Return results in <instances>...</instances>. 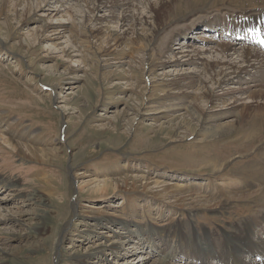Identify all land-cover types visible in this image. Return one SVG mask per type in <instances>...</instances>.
<instances>
[{"label": "rangeland", "instance_id": "374dc122", "mask_svg": "<svg viewBox=\"0 0 264 264\" xmlns=\"http://www.w3.org/2000/svg\"><path fill=\"white\" fill-rule=\"evenodd\" d=\"M43 2L0 0V264H152L164 256L151 257L138 231L165 233L173 241L180 229L188 236L211 233L219 245L225 231L264 214V191L248 195L264 187V128L245 136L239 126L220 137L202 129L217 123L206 115L234 106L239 112V103L260 99L252 102L239 90L226 94L237 86L233 81L217 88L199 65L185 60L200 50V63L212 61L229 43L204 34L203 22L260 10L264 2L168 0L161 6L159 0H132L131 14L141 19L133 28L120 21V9L98 7L100 21L86 25L93 4ZM157 24L160 32L151 35ZM114 31L127 41L115 44L109 38ZM228 56L239 61L238 53ZM192 80L191 88L184 86ZM203 81L212 89L209 97L199 90ZM188 105L202 109L193 115ZM6 137L44 149L45 156L27 149L20 155ZM79 172L87 174L80 178ZM169 183L178 186L172 196ZM232 184L242 197H233ZM175 193L225 205L182 207L172 202ZM113 241H124L119 252L89 257ZM160 243L166 251L178 247V241Z\"/></svg>", "mask_w": 264, "mask_h": 264}, {"label": "bare ground", "instance_id": "6f19581e", "mask_svg": "<svg viewBox=\"0 0 264 264\" xmlns=\"http://www.w3.org/2000/svg\"><path fill=\"white\" fill-rule=\"evenodd\" d=\"M42 1H44L43 3H45L46 7H48L50 5V3L52 2V0H42ZM159 1H160V5L162 6L168 0H159ZM180 1H185V0H180ZM178 2H179V0H178ZM259 2H261V3H259ZM263 2L261 0H258L257 3L262 4ZM39 3L40 2H38V4ZM88 3H90V4H88ZM91 4H93L94 7L93 6L92 7L94 9L90 8L91 6H89V5H91ZM84 6L86 8L87 7L90 8V9H87V12H89V13H87V12L85 13L86 25H89V23H91V22L95 23V21H100V17H98L95 14V12H96L95 9H97L98 7H101V6H104L105 8L108 7L111 12L119 10V9L122 10V15H121L122 17H119L120 21H123L124 23H129V25H131L132 28L135 27V25H138V26L140 25V21H141L140 17L137 16L136 14H134V16L131 14L132 8H134V4L132 3V0H85ZM259 7H264V5L262 4ZM28 8H29V6H28ZM53 10H55V11L57 10L56 13L59 12L58 9H53ZM260 13H262V11H260L259 14ZM248 16H252V17L256 18L257 14L254 13L253 11H249ZM215 21L219 22V21H217V19H215ZM210 22H211L210 20L206 21V23H207L206 25H208ZM73 23H74V21H73ZM73 23L71 25H74ZM247 24H250L251 26H253L255 23H250L249 21H247ZM160 30H161V28H160L159 24H157L155 30L152 31L151 35H153L154 33L157 35L160 32ZM95 33H96L95 30H90V35L95 34ZM138 34H140V33H138ZM95 36L97 37L96 34H95ZM125 37H126V35L125 36L119 35L115 31L109 33V38L112 39L113 41L119 42V43H117V42L115 43L118 45H121L124 43V41L125 42L127 41L125 39ZM237 43L238 42H229L226 45L217 48L215 50V52H219V54H221L222 56L217 57V58H215L213 56L212 61L206 60L205 62L202 61V63H200L199 62L200 57H198V55H199L198 53H201V54L203 53L200 50L199 51L194 50L191 53H188L186 55L187 56V59H185L186 62H190L194 65H199L201 67V73L202 74H208L211 82L213 83V85L217 86V88L221 87L223 85L225 86L229 82H232V81L234 84L237 85L236 87H234V89H229V91L225 92L226 94L231 95V94H234L237 90H239L241 92L247 93L248 97L250 99L252 98V102H253L254 98L260 99L259 100L260 103H258L256 105L255 104L247 105V103H239V105L241 104L240 105L241 108L238 109L239 112L235 111L237 108L235 109L236 106H234L233 107L234 111H232V109L228 107L225 110L217 111L216 113L206 115L207 117L211 118V120L212 119L217 120V123H214L213 125L209 124V126H207V127H205V126L202 127L203 131L206 134H208V136H211V137L224 136L228 133L234 132L235 130H237L239 128V126L244 128V129H242V134L243 135L245 134V136H247V135L252 136L256 132L258 133L259 131L263 130V128H264V98H262L261 95H258V94H264V86L262 85V82H261V81L264 82V53H261L260 51H258L257 46L251 47V46H246V45L242 46L241 45L238 47V46H236ZM204 52L212 53L211 49H209V48H206ZM230 52L232 54L238 53L240 56V57H238L239 61H236V60L229 58L228 53H230ZM148 63H152V65H154V62H148ZM259 75H260V78H259ZM190 82L191 83L186 84L184 86H189V88H191L192 85H194V81L192 80ZM176 83L178 84L180 82L177 80ZM250 83H253V85H250ZM201 85H202V87H199V90L204 91L205 94L207 93L208 97L211 96L212 89H210V88L205 89L206 85H205L204 81L201 82ZM259 86L262 87V89H252V88H259ZM231 88H233V87H231ZM204 93H203V95H204ZM177 94H179V93H177ZM180 94L182 96H184L183 93H180ZM172 96L174 98L180 97L179 95L178 96L175 95V92L172 93ZM196 99H198V94L195 92L194 93V100H196ZM172 105L176 106V104H169L168 106H172ZM178 107H179L178 105L176 107H173V110H178L179 109ZM188 108H189V110H188ZM186 109L191 114L196 115L197 113L200 112V109H202V108L199 106L193 107L191 105H188L186 107ZM163 112H165V111H162V113ZM204 112L205 111H202L201 114H199V115L200 116L203 115ZM232 112L237 113L235 115L236 117L233 120L221 121V122L218 121L219 119H222L223 117L230 115ZM199 115H197V116H199ZM247 115H248V119H247ZM181 121H185V123H187L188 119L185 117ZM211 122L212 121H209V123H211ZM192 126L193 125L190 126L191 130L194 129V127H192ZM6 138L4 140L6 142H10V145L12 146V148H14L15 151H17V153L20 155H22L23 152H26L25 149L30 150L35 155H37L38 153L40 154V152H41V154H40L41 156L44 155V152H45L44 149H40V148H36V147L35 148L34 147H28V146H26L27 144L24 145L23 143L18 142V140L13 141L11 138L10 139L9 138L6 139ZM12 142H14V143H12ZM28 153H29V151H28ZM86 174L87 173H81V172L78 173L80 178L82 176H86ZM78 175L77 174L74 175L75 179L78 178ZM172 175L177 176V174H175V175L172 174ZM229 183H230V181H229ZM195 184L197 185V184H199V182H196ZM242 184H243V182H242ZM244 184H245V182H244ZM167 185L170 186V187H167V190H169L170 193L168 191H166V192L172 196L174 191L177 190L178 186L174 185V184L171 185V183H169ZM85 186H86V183L84 181H82L79 185V190H81L82 193L85 191V189H84ZM231 186L232 187H230V188L228 187V188L231 191H233L232 192V193H234L233 197L235 199L237 197H240V196L242 197V194L240 195L239 192H237V193L234 192L233 188L236 186H234L233 184ZM239 186H238V188H239ZM170 189H172V190H170ZM239 190H241V189H239ZM251 190H252V188H251ZM263 191H264V187H261L259 189H253V191H248L249 192L248 195L249 196L257 195L258 193L263 192ZM245 192H246V190H245ZM173 197L175 198V200L172 201L173 203L174 202L178 203L182 207H186L187 205H189L188 208H191V209H196L199 207L200 208L208 207L211 205H213L215 207H220L221 205H225L224 200L215 201V200L209 199V197H205V196L194 197L192 195H189L187 197V196L177 195L175 193L173 195ZM7 208L6 209L3 208V209H5V211H7V213H8V215H10L11 214V212L9 211L10 209L8 210ZM0 212H1V209H0ZM2 219L3 218L1 217L0 220H2ZM261 219H262V221H261ZM125 226H126L125 228L127 229L125 232L127 234L126 236L129 237L131 235L130 232L133 231V230H131L132 224H130V225L125 224ZM262 231L264 232V214L263 213L253 215L249 219L247 218V219L243 220L242 222H240L236 226V229H233L231 231L230 230L225 231V233L223 234L224 243L222 244L223 246L221 248H215V247L211 246V244L214 241V237H213L214 234H211V233H207V234L203 235L201 233L195 232L191 236H188L186 234H183L182 230L180 229L178 232V238L181 241H190V242L198 243V246H197L199 248L198 251L204 257L206 255H209L212 257H214L215 255L231 256L230 254L233 253V256H236L237 258H239L241 264H249L245 261V258L250 257V255H248V256L244 255L242 253V250L244 248L248 247L249 245H251L254 241H256L259 245H264V240L262 239L263 237H261V233H260ZM139 232L140 231H138L137 233H139ZM169 234H170V231H169ZM253 236H254V238H253ZM123 244H124V241L122 243L113 241L109 245L108 244L102 245L99 248H97L96 250H94L89 255V257H96V255L102 256L103 254H105V251L111 252V254L117 253V252H119L118 250H120V248ZM170 255H171V253H168L165 256V258L161 259V262L156 260L152 264H172V261L170 259ZM115 264H120V263L116 262Z\"/></svg>", "mask_w": 264, "mask_h": 264}]
</instances>
